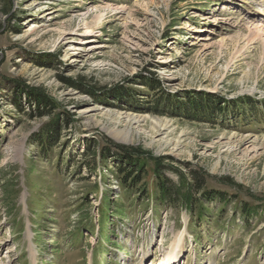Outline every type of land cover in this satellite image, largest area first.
Here are the masks:
<instances>
[{
  "label": "rangeland",
  "instance_id": "rangeland-1",
  "mask_svg": "<svg viewBox=\"0 0 264 264\" xmlns=\"http://www.w3.org/2000/svg\"><path fill=\"white\" fill-rule=\"evenodd\" d=\"M263 26L264 0H0V264H160L181 232L178 264H264ZM113 144L150 155L146 194ZM157 164L212 192L157 200Z\"/></svg>",
  "mask_w": 264,
  "mask_h": 264
},
{
  "label": "trees",
  "instance_id": "trees-1",
  "mask_svg": "<svg viewBox=\"0 0 264 264\" xmlns=\"http://www.w3.org/2000/svg\"><path fill=\"white\" fill-rule=\"evenodd\" d=\"M148 85L151 86V83H148ZM36 91H29V97L31 94H34L33 100H35L36 105L38 106V110L41 108H45L46 106L53 107L51 101H48V99H44L41 94L35 93ZM194 108V106H193ZM197 107H195L196 109ZM196 112V111H194ZM192 112V113H194ZM66 122L65 120H62L60 115H57V119L50 125V127H45V129H42L41 135H40V141L42 145H49L53 143V140H57L59 136V131L61 128H65L66 125H64ZM109 148H103L99 153H101V157L107 156V154H111L112 156H116L120 162L117 164V172L120 174V179L123 182L124 185V192L125 193H131L133 194H140L143 190V194L147 193V189H149L147 186L148 184L139 185L141 180L143 179L144 174H148V166L146 162L147 156H150L146 153H144L141 150L113 144ZM115 148V149H113ZM113 150V151H112ZM95 155V154H94ZM154 175V195L157 200H167V201H175L177 198H179L180 195H183L185 199H189V203H192L193 201V193L194 191L197 193H200L203 198H199L198 201H204L206 200L207 192H212L210 189L206 186L205 177L200 176L199 174H196L193 172L195 181L193 182L194 188L188 189V191H185L187 194L181 193V189H176L174 184L171 183V180L163 174L161 169H159V164L154 167L153 170ZM147 178V175H145ZM185 186V185H184ZM187 189V188H186ZM192 189V190H191ZM191 192V193H190ZM214 192V191H213ZM201 201V202H202ZM247 209V213H250L251 215H257V211H251L249 207H245ZM245 209V210H246ZM121 211V210H120ZM119 214V212H118Z\"/></svg>",
  "mask_w": 264,
  "mask_h": 264
},
{
  "label": "bare ground",
  "instance_id": "bare-ground-1",
  "mask_svg": "<svg viewBox=\"0 0 264 264\" xmlns=\"http://www.w3.org/2000/svg\"><path fill=\"white\" fill-rule=\"evenodd\" d=\"M260 30L264 31V26L262 28H260ZM90 32L91 31L89 29H87L85 34L90 33ZM144 119H145V117L142 115L127 113V115L125 116V121H126V123H128V126L123 128L122 130L110 129V130H112V132H110V133H115L114 135L122 141H129L130 142V141H132V137H133V135H132L133 131H132L131 127H133V124L139 125L140 123H143ZM157 124H159V123H157ZM166 126H167V124H166ZM164 129H165L164 126H162V124H161V126L157 128L156 132H158L159 134H163ZM162 136H164V135H162ZM184 249H185V233L181 232V233L177 234L175 236V238L173 239L169 249L166 252L165 257L162 259L160 264H178V262L181 261Z\"/></svg>",
  "mask_w": 264,
  "mask_h": 264
}]
</instances>
